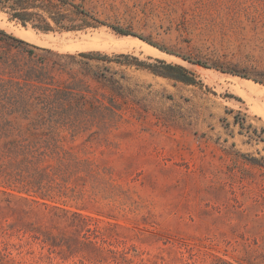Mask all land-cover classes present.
I'll use <instances>...</instances> for the list:
<instances>
[{
    "label": "rangeland",
    "instance_id": "374dc122",
    "mask_svg": "<svg viewBox=\"0 0 264 264\" xmlns=\"http://www.w3.org/2000/svg\"><path fill=\"white\" fill-rule=\"evenodd\" d=\"M60 10L86 27L42 32L0 12V30H33L43 45L20 39L74 55L56 59L72 69L59 85L86 89V116H72L86 133L57 135L78 170L35 175L44 189L29 193L0 184L2 264H264V97L231 84L264 88V0H65ZM82 35L98 43L75 48Z\"/></svg>",
    "mask_w": 264,
    "mask_h": 264
},
{
    "label": "trees",
    "instance_id": "16d2710c",
    "mask_svg": "<svg viewBox=\"0 0 264 264\" xmlns=\"http://www.w3.org/2000/svg\"><path fill=\"white\" fill-rule=\"evenodd\" d=\"M64 2L0 0V12L23 27L30 24L42 32L54 28L65 31L85 28L86 24L74 25L66 21V14L60 10ZM76 12L85 15L83 10ZM47 18L54 26L47 22ZM77 56L86 59L93 54L81 52ZM62 57L72 59L75 56L36 47L0 30V184L8 188L17 185L20 186L18 190L25 193H29L33 187L43 190L41 182L34 181L35 175H44L52 180L57 172L64 175L69 167L75 171L79 168L80 162L68 158L60 149L57 135L59 131H66L72 137L86 133V120L72 118L86 116V89L83 86L59 85L58 77L68 75L72 70L67 64L56 60ZM159 63L166 71L181 75L185 72L178 65L163 61ZM158 74L189 82L186 77ZM38 130L47 134L33 137L32 132ZM67 160H70V164L65 163ZM46 170L50 173H46ZM40 197L44 199L46 196Z\"/></svg>",
    "mask_w": 264,
    "mask_h": 264
},
{
    "label": "bare ground",
    "instance_id": "6f19581e",
    "mask_svg": "<svg viewBox=\"0 0 264 264\" xmlns=\"http://www.w3.org/2000/svg\"><path fill=\"white\" fill-rule=\"evenodd\" d=\"M12 29H10L9 30V28L7 29L8 30V32L9 31H12L13 32V34L14 35H16V36H18L19 38L21 37V38H24L25 40H27L28 42H31V43H38L39 42V45H43V44H41V43H43L42 42V40H40V38L38 37V36H36L35 35V33L33 32V30L31 31V30H28V31H25L23 28H13V27H11ZM104 35V34H103ZM46 37V36H45ZM46 39H49V37H47ZM111 40H112V42L114 43V44H116V45H119L118 47H120V46H124V47H133V45H135L134 46V50H135V52L137 51V52H142L143 54H159V55H161V57H168V56H166L165 54H163V53H161V52H159L157 49H155V48H153V47H151V46H149V45H147V44H145L144 42H142V41H140V40H138V39H136V38H132V37H121V38H119V39H117V38H115V37H113V38H110ZM45 40V39H44ZM53 40V39H52ZM40 41H41V43H40ZM48 41V40H47ZM47 41H45V42H47ZM54 41V40H53ZM96 41H97V37H94V38H90L89 36H83L82 35V38H80V39H77V40H75L74 41V46H75V48H80V49H88V48H92L93 46V44L94 43H96ZM98 43V42H97ZM96 43V44H97ZM139 44H141L142 46H143V49L141 48H139L138 46H139ZM38 45V44H37ZM46 45V44H45ZM104 45V44H103ZM138 45V46H137ZM140 45V46H141ZM74 46H72V49H75V48H73ZM102 47H104V46H102ZM94 48V47H93ZM92 48V49H93ZM71 49V48H70ZM96 49V48H95ZM116 49V48H115ZM163 59V58H162ZM200 71V73H201V75H203V76H205V77H210L209 75L211 74V71H209V70H199ZM213 74V73H212ZM204 77V78H205ZM211 78V77H210ZM209 78V79H210ZM232 82H233V84H235L234 86H237L238 84L240 85V84H242L244 87H246L247 89H249V90H251V91H253L254 93H256L257 95H259V96H262V97H264V88L262 87V86H259V85H256V84H254V83H252V82H250V81H246V80H241V79H239V78H233V79H231V84H232ZM233 86V85H232ZM235 88V87H234ZM233 88V89H234ZM238 88H239V86H238ZM238 89H236V91H237ZM241 91V90H240ZM248 91V90H247Z\"/></svg>",
    "mask_w": 264,
    "mask_h": 264
}]
</instances>
